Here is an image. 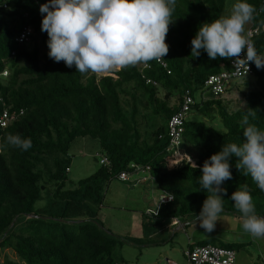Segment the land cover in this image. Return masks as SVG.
Here are the masks:
<instances>
[{
	"label": "trees",
	"instance_id": "1",
	"mask_svg": "<svg viewBox=\"0 0 264 264\" xmlns=\"http://www.w3.org/2000/svg\"><path fill=\"white\" fill-rule=\"evenodd\" d=\"M262 1L247 0L256 13L245 33L251 24H264ZM45 2L0 0V114L6 110L17 116L0 128V264H120L114 249L122 239L96 220L92 204H101L104 189L120 172L132 173L131 165L148 167L158 192L171 194L173 201L161 205L156 217L143 216L160 223L192 221L208 195L198 183L200 166L221 146L242 141L239 121L244 113L239 102L256 111L250 123L264 131V70L234 80L236 87L243 86L238 100L224 97L229 88L223 95L205 98L204 82L227 70L229 59L210 60L203 50L193 58L190 40L201 23L222 16L225 0H177L162 59L169 74L156 61L118 68L99 78L81 74L47 56L38 11ZM24 27H30L32 35L18 45L15 38ZM248 40L264 55V32ZM142 64L147 67L142 69ZM185 90L195 101L190 111L210 123L186 120L181 145L191 163L169 168L167 123ZM8 134L30 138L32 147L24 151L8 145ZM78 138L96 140L108 164L71 183L68 152ZM229 164L232 179L222 184L226 193L221 214L239 218L229 196L245 184L256 213L264 216V192L235 168L234 158ZM213 242L197 246L236 251L234 245Z\"/></svg>",
	"mask_w": 264,
	"mask_h": 264
},
{
	"label": "clouds",
	"instance_id": "2",
	"mask_svg": "<svg viewBox=\"0 0 264 264\" xmlns=\"http://www.w3.org/2000/svg\"><path fill=\"white\" fill-rule=\"evenodd\" d=\"M176 3L177 0H46L38 11L42 14L40 30L47 35V56L54 62L63 61L68 68L74 66L81 74L160 61L168 51L165 37ZM255 13L247 0H235L229 14L198 26L190 40V56L198 57L203 50L210 60L231 58L245 69L244 73L249 62L258 70L264 68V56L244 35L245 25ZM239 106L244 113L239 121L242 141L221 146L200 166L198 183L208 195L192 223L208 233L223 211L226 189L222 184L232 179L230 159L234 158L235 168L242 169L264 192V131L250 123L256 111L245 108L243 102ZM5 140L24 151L32 147L31 139L19 134H8ZM172 198L168 195L169 200ZM229 199L240 213L243 231L251 237L264 238V216L256 213L248 186L240 185Z\"/></svg>",
	"mask_w": 264,
	"mask_h": 264
},
{
	"label": "rangeland",
	"instance_id": "3",
	"mask_svg": "<svg viewBox=\"0 0 264 264\" xmlns=\"http://www.w3.org/2000/svg\"><path fill=\"white\" fill-rule=\"evenodd\" d=\"M234 2L235 0H225L222 16L229 14ZM248 25L249 23L245 25V30ZM117 69L94 74L99 78ZM236 82L230 81L227 84L229 91L224 95L226 99L232 101L239 99V92L243 90V86L236 87ZM209 95L205 91L203 96L209 98ZM186 120L210 123L203 114L194 110L188 113ZM68 155L70 165L67 178L71 183L90 176L99 167L101 154L96 140L78 138L72 143ZM175 155L172 152L169 160L165 159L169 168L173 166ZM160 194L153 182L148 181L132 187L114 178L104 189L101 204H92V209L97 213L96 220L104 229L122 239V243H116L114 249V258L117 262L187 264L185 252L190 247L211 239L214 240L212 244L234 245L236 264H264V238H254L245 233L239 218L220 214L213 231L208 233L199 225L182 227L180 220L178 225L172 226L170 223H160L143 216L146 208L154 209ZM145 224H148L146 228H144ZM10 258L14 259V256L10 255Z\"/></svg>",
	"mask_w": 264,
	"mask_h": 264
},
{
	"label": "built area",
	"instance_id": "4",
	"mask_svg": "<svg viewBox=\"0 0 264 264\" xmlns=\"http://www.w3.org/2000/svg\"><path fill=\"white\" fill-rule=\"evenodd\" d=\"M261 9H264V0L261 3ZM264 32V24L263 25H250L247 29L245 35L247 39L252 38L254 35H257L258 32ZM32 35V29L30 27H24L19 35L15 38V42L18 45H22L28 42L30 36ZM258 53V52H257ZM261 55L260 53H258ZM241 58L244 53L241 52ZM264 56V55H261ZM156 63L164 70H166L167 74L169 71L167 70L166 64L163 60L156 61ZM228 68L227 70H223L222 72L210 75L206 81L204 82V92L207 91L212 96H220L224 94L225 89H227V84L230 81L243 79L248 76L253 75L254 72L264 70V68L258 70L251 62L248 63V70L246 73L243 67L238 66L231 58L228 60ZM146 65H141V68H146ZM2 76L6 75V72H2ZM194 99L190 95L188 90H185L182 94L181 103L175 113L171 116L167 123V137H168V147L167 150L171 153L174 152L175 158L173 159V166L177 167L182 163H191V158L182 148V135L184 131V124L186 122V118L188 113L191 110V107L194 105ZM21 111L19 112V115ZM16 114H10L6 110H3L0 114V128H5L9 123L15 120ZM171 156H169L170 158ZM190 158V160H188ZM166 161V160H165ZM167 163V162H166ZM108 164L107 159L102 157L99 160V165L106 166ZM131 169L133 172L122 171L117 175V180L120 182L128 183V185L135 186L142 183H146L148 181L152 182V179L148 173V167L144 169L131 165ZM145 174V176L139 177V174ZM168 195H171L167 192H162L157 200V203L154 209L145 210V214L148 216L156 217L158 214L159 207L163 204L171 203V200L168 199ZM179 222L177 219H172L170 225L175 226L178 225ZM235 251L232 249H227L223 247H218L214 245H203V246H194L191 249L187 250L184 254L186 258L187 264H236L235 259Z\"/></svg>",
	"mask_w": 264,
	"mask_h": 264
},
{
	"label": "water",
	"instance_id": "5",
	"mask_svg": "<svg viewBox=\"0 0 264 264\" xmlns=\"http://www.w3.org/2000/svg\"><path fill=\"white\" fill-rule=\"evenodd\" d=\"M29 217H35V216L30 215ZM192 221H193V220H192ZM192 221L187 222V223H182L181 226H182V227H186V226L192 225V224H193ZM96 224H97V223H96Z\"/></svg>",
	"mask_w": 264,
	"mask_h": 264
},
{
	"label": "crops",
	"instance_id": "6",
	"mask_svg": "<svg viewBox=\"0 0 264 264\" xmlns=\"http://www.w3.org/2000/svg\"><path fill=\"white\" fill-rule=\"evenodd\" d=\"M133 187V186H132ZM148 208H146L145 210H147ZM233 218H235V217H233ZM236 219V218H235Z\"/></svg>",
	"mask_w": 264,
	"mask_h": 264
}]
</instances>
